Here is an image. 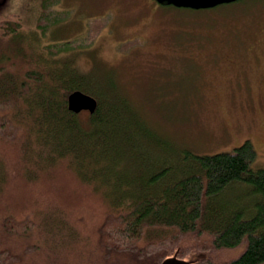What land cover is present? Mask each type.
Wrapping results in <instances>:
<instances>
[{"label": "rangeland", "instance_id": "obj_1", "mask_svg": "<svg viewBox=\"0 0 264 264\" xmlns=\"http://www.w3.org/2000/svg\"><path fill=\"white\" fill-rule=\"evenodd\" d=\"M7 2L28 27L26 32L21 28L18 40L14 33L0 38V73L7 70L5 56L13 43L21 48L14 71L23 70L30 58H42L44 71L77 64L85 73L109 72L140 111H133L138 118L133 112L128 116L138 123L141 117L142 135L155 142H141L149 156L143 167L161 158L174 161L179 146L214 153L231 151L246 140L256 151L252 166H264V0L196 9L157 0H58L55 7L64 12L60 27L49 26L42 41L31 19L39 15L40 0ZM0 12L4 15V9ZM46 41L71 45L58 44L59 54L52 60ZM1 132L0 219L33 211L35 228L16 239L0 227V249L8 246L20 255L16 264H113L97 262L92 229L108 209V186L83 182L68 157L34 143V131L30 140L25 131L17 138ZM58 137L54 141L62 145ZM161 141L165 149L159 147ZM127 166L128 175L136 176L135 168ZM112 179L109 175L107 181ZM86 217L89 229L83 225ZM112 235L111 241H119Z\"/></svg>", "mask_w": 264, "mask_h": 264}, {"label": "trees", "instance_id": "obj_2", "mask_svg": "<svg viewBox=\"0 0 264 264\" xmlns=\"http://www.w3.org/2000/svg\"><path fill=\"white\" fill-rule=\"evenodd\" d=\"M57 2L40 0L39 15L31 17L37 23L34 29L41 32L38 41L49 26L60 27L64 12L55 7ZM9 5L7 0L0 1L4 9L0 38L14 33L18 40L21 28L26 32L28 24ZM91 32L94 35L97 28ZM68 41L62 45L46 41L47 55L55 59L60 46L71 45ZM20 51L13 43L12 52L5 56L7 70L0 73V132L17 138L25 131L30 140L34 131V143L47 147L48 153L68 157L83 182L101 181L108 186V209L92 227L97 262L117 264L121 259L124 262L119 264H161L175 256L192 264H264V166H252L256 151L249 140L231 151L214 153L178 145L174 161L161 158L145 168L142 161L149 156L141 142L146 139L150 145L153 140L142 135L141 117L138 123L128 116L139 109L109 72L85 73L76 63L44 71L42 58H30L23 70L14 71V57ZM74 90L97 101L84 120L80 119L83 110L75 112L67 106V96ZM15 103L22 107L14 109ZM57 134L62 145L54 141ZM52 156L44 158L54 161ZM127 165L135 168L136 176L128 175ZM109 175L112 181H107ZM33 214H5L0 227L6 236L28 237L35 228ZM85 224L91 227L87 217ZM112 233L120 236L119 241H111ZM20 259L10 247L0 249V264H16Z\"/></svg>", "mask_w": 264, "mask_h": 264}, {"label": "water", "instance_id": "obj_3", "mask_svg": "<svg viewBox=\"0 0 264 264\" xmlns=\"http://www.w3.org/2000/svg\"><path fill=\"white\" fill-rule=\"evenodd\" d=\"M164 5H174L190 8H208L222 3H229L236 0H157ZM97 101L95 97L80 90H74L67 96V106L70 110L78 112L81 110L94 111ZM161 264H190L188 260L175 256H168Z\"/></svg>", "mask_w": 264, "mask_h": 264}, {"label": "flooded vegetation", "instance_id": "obj_4", "mask_svg": "<svg viewBox=\"0 0 264 264\" xmlns=\"http://www.w3.org/2000/svg\"><path fill=\"white\" fill-rule=\"evenodd\" d=\"M190 264H191V262H190Z\"/></svg>", "mask_w": 264, "mask_h": 264}]
</instances>
